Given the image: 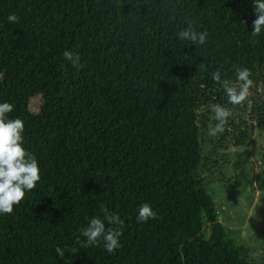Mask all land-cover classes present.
I'll return each mask as SVG.
<instances>
[{
    "label": "trees",
    "instance_id": "trees-1",
    "mask_svg": "<svg viewBox=\"0 0 264 264\" xmlns=\"http://www.w3.org/2000/svg\"><path fill=\"white\" fill-rule=\"evenodd\" d=\"M253 5L0 0V103L23 120V146L41 175L0 214V264H252L230 244L197 173L206 163L202 120L227 100L212 73L235 81L247 68L264 90V30L251 34ZM189 21L208 33L205 44L178 38ZM228 127L238 148L264 122ZM254 187L264 193V171ZM144 203L157 218L138 223ZM104 208L123 221H105L122 232L113 253L102 240L78 243Z\"/></svg>",
    "mask_w": 264,
    "mask_h": 264
},
{
    "label": "rangeland",
    "instance_id": "rangeland-1",
    "mask_svg": "<svg viewBox=\"0 0 264 264\" xmlns=\"http://www.w3.org/2000/svg\"><path fill=\"white\" fill-rule=\"evenodd\" d=\"M260 86L254 84L248 100L241 105L222 101V106L232 112L226 125L228 134L209 136L216 121L211 116L202 120L201 152L206 163L197 173L230 244L242 260L252 264H264V193L254 187L255 177L264 171V129L256 128L248 142L237 148L228 125H236L239 120L255 127L257 120L264 122L260 111L264 108V90Z\"/></svg>",
    "mask_w": 264,
    "mask_h": 264
},
{
    "label": "clouds",
    "instance_id": "clouds-1",
    "mask_svg": "<svg viewBox=\"0 0 264 264\" xmlns=\"http://www.w3.org/2000/svg\"><path fill=\"white\" fill-rule=\"evenodd\" d=\"M253 6L257 18L253 21L251 34L257 36L264 30V0H254ZM19 19L15 13L8 16L10 23H18ZM177 36L181 40L191 41L194 45H203L207 41L208 33L197 31L193 22L189 21L187 27L181 29ZM64 58L72 61L73 66L77 65L80 60L79 56H75L70 51L64 52ZM251 76L250 69L239 68L236 70V83H232L229 80L222 81L219 70L212 73V79L223 85L227 101L233 106L241 105L248 100L250 89L254 85L253 80L250 79ZM201 87L204 85L201 84ZM209 107L214 113L212 119L216 123L210 127L208 134L211 137H217L226 130L232 112L220 104H210ZM12 111V104L0 103V214H11L14 206L19 205L24 200L26 192L32 191L41 179L36 158L23 146L24 122L20 118H8V114ZM103 212V219L97 216L89 220L88 225L82 229V235L86 237V240L78 241V243L81 247H90L98 246L102 240L107 252L113 253L122 246L119 243L122 232L117 228H106L105 221L109 225H122L123 221L118 214L109 213L107 208H104ZM155 218H157V213L148 203L139 207L138 223ZM56 252L63 257L64 253L59 247Z\"/></svg>",
    "mask_w": 264,
    "mask_h": 264
}]
</instances>
